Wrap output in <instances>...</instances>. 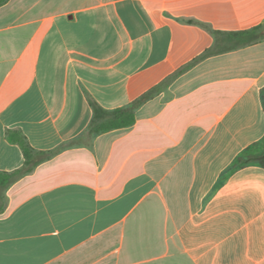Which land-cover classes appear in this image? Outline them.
Masks as SVG:
<instances>
[{
    "label": "crops",
    "instance_id": "1",
    "mask_svg": "<svg viewBox=\"0 0 264 264\" xmlns=\"http://www.w3.org/2000/svg\"><path fill=\"white\" fill-rule=\"evenodd\" d=\"M264 26V0H8L0 6V172L8 139L62 150L5 192L0 264H264V40L210 56L88 135L94 99L123 108L212 48ZM264 35V29L262 31ZM226 44V43H225Z\"/></svg>",
    "mask_w": 264,
    "mask_h": 264
},
{
    "label": "trees",
    "instance_id": "2",
    "mask_svg": "<svg viewBox=\"0 0 264 264\" xmlns=\"http://www.w3.org/2000/svg\"><path fill=\"white\" fill-rule=\"evenodd\" d=\"M7 2L8 0H0V6L6 4ZM263 29L264 26L241 32L211 31L216 39V43L212 48L206 50L201 56L123 108L107 110L98 104L94 99L90 98L89 103L93 110V118L89 125L88 135L94 138L95 136L102 135L110 131L133 126L136 123L137 111L147 102L163 93L179 75L184 73V71L210 56L254 45L261 40H264V35L262 34ZM261 94L264 108V89ZM8 139L10 142L17 144L21 148L25 164L22 168L13 172H0V213H2L6 207L4 194L7 189L26 175L32 173L41 163L52 159L62 150L61 147L52 151H37L29 144L26 137L19 131H9ZM250 165H258L264 168V139L253 145L251 148H248L241 156H239L230 171H238Z\"/></svg>",
    "mask_w": 264,
    "mask_h": 264
}]
</instances>
